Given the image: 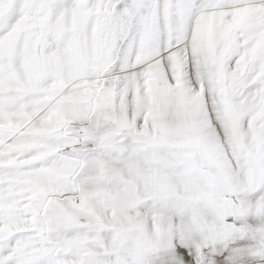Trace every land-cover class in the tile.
I'll list each match as a JSON object with an SVG mask.
<instances>
[{
	"label": "snow or ice",
	"instance_id": "6c2138e0",
	"mask_svg": "<svg viewBox=\"0 0 264 264\" xmlns=\"http://www.w3.org/2000/svg\"><path fill=\"white\" fill-rule=\"evenodd\" d=\"M0 264H264V0H0Z\"/></svg>",
	"mask_w": 264,
	"mask_h": 264
}]
</instances>
